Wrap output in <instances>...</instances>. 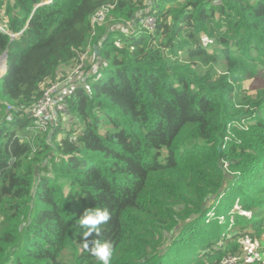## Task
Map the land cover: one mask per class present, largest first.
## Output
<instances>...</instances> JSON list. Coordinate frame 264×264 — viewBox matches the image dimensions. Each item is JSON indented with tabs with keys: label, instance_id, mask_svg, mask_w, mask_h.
<instances>
[{
	"label": "trees",
	"instance_id": "1",
	"mask_svg": "<svg viewBox=\"0 0 264 264\" xmlns=\"http://www.w3.org/2000/svg\"><path fill=\"white\" fill-rule=\"evenodd\" d=\"M0 26V264H98L78 223L95 207L112 264H219L264 236V0H0ZM90 44L37 151L23 110Z\"/></svg>",
	"mask_w": 264,
	"mask_h": 264
},
{
	"label": "built area",
	"instance_id": "2",
	"mask_svg": "<svg viewBox=\"0 0 264 264\" xmlns=\"http://www.w3.org/2000/svg\"><path fill=\"white\" fill-rule=\"evenodd\" d=\"M111 8L112 7H104L99 10L93 16L92 24L94 26L102 25ZM157 25V18L154 16L148 15L140 20V28H145L148 30L146 32H149V34H153ZM128 27H132V31H134V26L130 23L124 27L125 30L128 29ZM81 57L82 59H80L78 65L74 67L69 74L62 75L56 83L46 85L43 89L42 97L38 102L31 108L23 110L33 121L32 126L29 128L31 135H33V133H38V137L43 134H49L50 131L54 132L56 129H59L62 124L64 125V117L69 115V107L64 100L67 95L72 94V91L76 89L78 83L83 81L86 76L85 62H88L89 58L86 54ZM259 253L258 247L248 246L239 255L227 256L219 264H248L254 262V259L258 258Z\"/></svg>",
	"mask_w": 264,
	"mask_h": 264
},
{
	"label": "clouds",
	"instance_id": "3",
	"mask_svg": "<svg viewBox=\"0 0 264 264\" xmlns=\"http://www.w3.org/2000/svg\"><path fill=\"white\" fill-rule=\"evenodd\" d=\"M110 219L111 214L107 208L95 207L86 209L78 220L79 226L85 229L82 233L84 248L95 257L98 264H112L115 253L114 243L112 241H101L99 239H93L89 242L87 238L92 236L93 233L99 237L101 234L100 226L108 223ZM89 243H91V247H89ZM260 259H264V257H260Z\"/></svg>",
	"mask_w": 264,
	"mask_h": 264
},
{
	"label": "rangeland",
	"instance_id": "4",
	"mask_svg": "<svg viewBox=\"0 0 264 264\" xmlns=\"http://www.w3.org/2000/svg\"><path fill=\"white\" fill-rule=\"evenodd\" d=\"M183 2L185 1L186 2V0H182ZM171 5L170 4H168V5H166V9H168L169 7H170ZM216 15V17H218V15L217 14H215ZM195 19V17H194V15L192 14L191 16L188 14V15H186L185 16V20L183 21V23H187V24H190V27H193L194 26V23H192L193 22V20ZM104 22V21H103ZM102 22V23H103ZM101 23V24H102ZM4 29H5V26H0V31H4ZM134 29H135V27H134ZM141 30H146L145 28H143L142 27V29ZM146 31H148V30H146ZM126 32H128V33H130V34H133L134 33V31H132V27L130 28V27H128V29H126ZM148 34H149V32H147ZM142 36V34H141V31H139V37H141ZM209 41L207 40V39H205V44H207ZM213 46V45H212ZM93 51H94V48H93V46L90 44V45H88L87 46V48H86V51H85V54L88 56V58H89V63H91V62H94V63H96V64H98V62H97V58H96V56H95V54H93ZM226 53L228 52V50L227 49H225L224 50ZM90 53V54H89ZM84 55V54H83ZM92 57H94L93 59H92ZM80 59H82V57H80ZM88 63V64H89ZM3 65H4V62H3ZM95 67L97 68L98 67V65H95ZM65 68V67H64ZM64 68H62L61 70H60V72H59V77L58 78H60L62 75H66V74H69V72H71V70L73 69H70V68H66V69H64ZM85 72L86 73H89V71H87L86 69H85ZM98 73V70L96 71V72H94V73H92V74H97ZM251 87H252V81H247L245 84H244V89L249 93V94H251V95H255V89H251ZM78 127H76V129H77ZM70 129H71V127L70 126H67L66 128H64V130H63V132H62V134H60L59 136H58V141H60L61 139H63V133L64 132H68V131H70ZM100 131H102V132H104L105 131V128L103 127H101L100 128ZM42 133H45V132H42ZM53 134V132L52 131H50L49 132V134H43V135H40V136H38L37 137V135H38V133H33V135H31V132H30V129L28 128L26 131H22V130H20L19 132H17V136L19 135V136H22L25 140H27L28 142H30V144H32L34 147H35V149L37 150V151H42L43 150V147H44V142L43 141H45L47 144H48V142L50 141V138H51V135ZM37 137V138H36ZM33 138H36V139H33ZM2 222V219L0 218V223ZM247 246H255V247H258V249H259V251H260V253H259V256H258V258L257 259H254V261H259V262H261L262 264H264V259H260V257H264V236H262V238L260 239V240H257V241H255V243H253L252 245H247Z\"/></svg>",
	"mask_w": 264,
	"mask_h": 264
},
{
	"label": "water",
	"instance_id": "5",
	"mask_svg": "<svg viewBox=\"0 0 264 264\" xmlns=\"http://www.w3.org/2000/svg\"><path fill=\"white\" fill-rule=\"evenodd\" d=\"M95 51L97 52V48H95ZM7 58H8V53L5 52L1 57H0V60H4V65L6 66L7 64ZM5 77V76H4ZM3 78V77H2ZM0 78V79H2Z\"/></svg>",
	"mask_w": 264,
	"mask_h": 264
},
{
	"label": "bare ground",
	"instance_id": "6",
	"mask_svg": "<svg viewBox=\"0 0 264 264\" xmlns=\"http://www.w3.org/2000/svg\"><path fill=\"white\" fill-rule=\"evenodd\" d=\"M6 73L5 67L3 66L2 71L0 72V77L3 76Z\"/></svg>",
	"mask_w": 264,
	"mask_h": 264
},
{
	"label": "crops",
	"instance_id": "7",
	"mask_svg": "<svg viewBox=\"0 0 264 264\" xmlns=\"http://www.w3.org/2000/svg\"><path fill=\"white\" fill-rule=\"evenodd\" d=\"M5 67V70H6V73H7V69H6V66H4Z\"/></svg>",
	"mask_w": 264,
	"mask_h": 264
}]
</instances>
